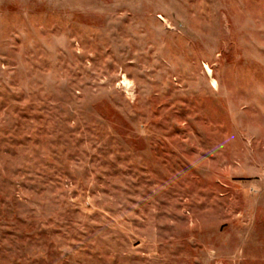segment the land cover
I'll return each mask as SVG.
<instances>
[{
	"label": "rangeland",
	"instance_id": "obj_1",
	"mask_svg": "<svg viewBox=\"0 0 264 264\" xmlns=\"http://www.w3.org/2000/svg\"><path fill=\"white\" fill-rule=\"evenodd\" d=\"M0 264H264V0H0Z\"/></svg>",
	"mask_w": 264,
	"mask_h": 264
}]
</instances>
